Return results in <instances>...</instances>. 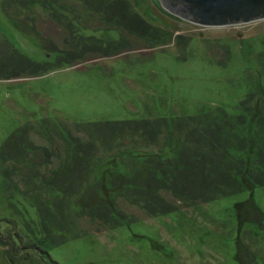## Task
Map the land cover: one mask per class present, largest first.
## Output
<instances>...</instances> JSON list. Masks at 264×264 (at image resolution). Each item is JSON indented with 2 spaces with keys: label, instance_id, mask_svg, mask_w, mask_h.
Returning <instances> with one entry per match:
<instances>
[{
  "label": "rangeland",
  "instance_id": "rangeland-1",
  "mask_svg": "<svg viewBox=\"0 0 264 264\" xmlns=\"http://www.w3.org/2000/svg\"><path fill=\"white\" fill-rule=\"evenodd\" d=\"M125 1L158 29L151 41L129 33L114 38L99 0H65L81 36L78 45L67 24L55 26L23 0H0V147L19 127L45 118L68 123L177 118L232 106L256 84L253 62L264 73L259 65L264 20L205 27L173 17L156 0ZM82 50L85 58L72 64L55 57L66 61L67 52ZM3 194L0 175V221L17 217ZM254 199L260 222L245 191L90 235L50 253L59 264H264V189ZM240 202L246 207L238 216ZM0 264H10L1 245Z\"/></svg>",
  "mask_w": 264,
  "mask_h": 264
},
{
  "label": "trees",
  "instance_id": "trees-1",
  "mask_svg": "<svg viewBox=\"0 0 264 264\" xmlns=\"http://www.w3.org/2000/svg\"><path fill=\"white\" fill-rule=\"evenodd\" d=\"M23 1L55 26L67 24L72 42L79 44L65 0ZM99 1L114 38L155 37L158 29L127 1ZM85 53L67 52L66 61L55 57L72 64ZM259 55L263 68L264 50ZM252 68L255 86L232 106L177 118L87 123L45 118L13 131L0 147L3 197L17 215L0 221V245L10 264H59L51 249L245 191L260 222L254 195L264 189V73L254 62ZM245 207L235 205L238 216Z\"/></svg>",
  "mask_w": 264,
  "mask_h": 264
},
{
  "label": "water",
  "instance_id": "water-1",
  "mask_svg": "<svg viewBox=\"0 0 264 264\" xmlns=\"http://www.w3.org/2000/svg\"><path fill=\"white\" fill-rule=\"evenodd\" d=\"M176 1L179 6L175 10L166 5L165 9L188 22L205 27L243 25L264 20V0Z\"/></svg>",
  "mask_w": 264,
  "mask_h": 264
},
{
  "label": "flooded vegetation",
  "instance_id": "flooded-vegetation-1",
  "mask_svg": "<svg viewBox=\"0 0 264 264\" xmlns=\"http://www.w3.org/2000/svg\"><path fill=\"white\" fill-rule=\"evenodd\" d=\"M156 2L158 3V5L163 8L164 10H166V6L170 7L171 10H175V7L176 6H179V3L176 1V0H156ZM166 5V6H165ZM167 13H169L170 15H172L173 17H176L178 19H181V20H184L181 18L180 15H175V14H172L170 11L166 10ZM184 21H187V20H184Z\"/></svg>",
  "mask_w": 264,
  "mask_h": 264
}]
</instances>
